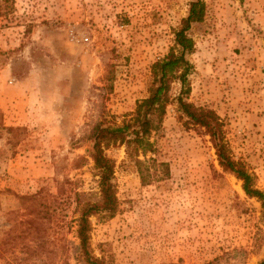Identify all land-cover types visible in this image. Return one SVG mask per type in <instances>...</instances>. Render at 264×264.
I'll return each instance as SVG.
<instances>
[{
  "label": "rangeland",
  "instance_id": "obj_1",
  "mask_svg": "<svg viewBox=\"0 0 264 264\" xmlns=\"http://www.w3.org/2000/svg\"><path fill=\"white\" fill-rule=\"evenodd\" d=\"M194 1L0 0V264H84L78 200L101 199L93 129L121 124L149 95L151 66ZM201 1L204 21L189 32V101L218 114L233 159L264 192V0ZM152 142L149 185L125 147L107 151L119 210L91 218L93 256L260 264L261 202L220 166L206 131L171 104Z\"/></svg>",
  "mask_w": 264,
  "mask_h": 264
},
{
  "label": "trees",
  "instance_id": "obj_2",
  "mask_svg": "<svg viewBox=\"0 0 264 264\" xmlns=\"http://www.w3.org/2000/svg\"><path fill=\"white\" fill-rule=\"evenodd\" d=\"M205 15L206 4L203 1L197 0L190 4L188 17L175 31L174 46L165 57L151 66L152 81L149 95L137 102L135 112L121 124L105 120L93 129L91 158L99 177L101 199L94 203L78 200L77 234L84 264H102L90 250L91 218L112 219L119 210L114 183L116 161L107 154V151L115 147H125L129 160L134 163L140 174L142 184L149 185L155 176L148 161L155 162L152 155L157 151L152 136L161 129L171 104L177 106L179 118L185 125L200 127L206 131L216 150L220 166L243 182L242 188L248 197L261 202L264 219V192L256 187L254 177L244 165L233 159L222 119L214 110L197 107L189 101L192 92L189 78L195 69L188 59V55L195 52V42L189 32L194 24L204 21ZM174 84L179 85V92L172 95ZM163 165L168 167V164ZM77 196L80 199V194ZM28 222L34 223L33 220ZM260 264H264V260Z\"/></svg>",
  "mask_w": 264,
  "mask_h": 264
}]
</instances>
